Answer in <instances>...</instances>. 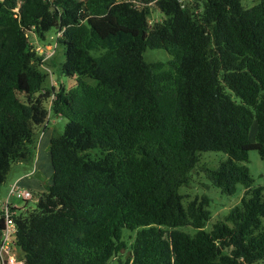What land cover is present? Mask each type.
Masks as SVG:
<instances>
[{
	"label": "trees",
	"instance_id": "1",
	"mask_svg": "<svg viewBox=\"0 0 264 264\" xmlns=\"http://www.w3.org/2000/svg\"><path fill=\"white\" fill-rule=\"evenodd\" d=\"M51 29L70 89L44 87L27 36ZM49 116L67 121L49 140L51 182L33 210H12L23 264H108L124 230L136 234L120 264H264V189L244 165L264 160V0H0V188L33 162ZM205 151L227 156L202 170L212 186L245 189L209 232V200L184 207L178 192Z\"/></svg>",
	"mask_w": 264,
	"mask_h": 264
},
{
	"label": "rangeland",
	"instance_id": "2",
	"mask_svg": "<svg viewBox=\"0 0 264 264\" xmlns=\"http://www.w3.org/2000/svg\"><path fill=\"white\" fill-rule=\"evenodd\" d=\"M240 1L244 8H250L256 4V0ZM160 17L161 15L154 9V7H151L149 18L152 20V22L153 20L155 21L156 19H160ZM105 19L108 21L107 18ZM27 36L30 44L35 48L39 47L38 49L44 50L50 47L48 49L49 53L53 51L51 59H47L42 63L44 66L42 68V72L47 74L44 87L47 90H51L52 87L58 88L60 86H63L66 89L74 87L75 80L63 76L59 71L60 64L63 62L64 58L63 49L61 46L56 45L57 30L51 29L44 35V38L38 37L33 31L28 32ZM143 57L147 63H161L163 65L160 70H154L155 72L170 70L169 61L172 60V56L162 49H147L144 52ZM86 81L93 82V80L89 78H86ZM66 123L67 121L65 119H55L52 116H49V132H40L35 144L33 163H21L20 165L13 164L7 175L6 182L0 188V200H3L8 191V186L14 181V179L22 176L26 178L27 186H25L24 189L31 194V199L16 202H19L21 209H25L26 211H31L35 208L36 196L38 193H40V191H45L46 186L51 182L50 177L52 171L49 158V140L52 135L61 134ZM255 132L256 126L253 125L250 130L251 141L254 139ZM198 156L199 162L195 169L190 172L189 183L180 187L178 192L182 196V203L184 207L195 198L200 200L203 196H205L209 200V206L207 209L210 212V218L203 227L204 231L209 232L211 231L213 224H215L217 221H223L224 217L232 208L240 205L245 189L242 185L238 184L234 194L226 195L221 193L219 189L212 186L206 179L202 170L204 168L211 170L217 169L219 164L227 159L225 154L221 152L205 151L200 152ZM36 162L39 175L32 176L30 171L35 170ZM244 165L248 168L249 175L253 180L252 186L262 187L264 189V160H261L258 152L250 151L248 153V160L246 163H244ZM17 182L19 183V181ZM20 211V209L17 210L18 213ZM261 222L264 225V218L261 219ZM180 230L189 233L190 235H193L195 232V230H193L191 227H183L180 228ZM135 234V231L131 232L124 230L122 232V238L126 245V249H123L120 253L116 254L108 264H120L118 260H120L122 263L125 262ZM13 253L16 260L23 259V254L19 248H15Z\"/></svg>",
	"mask_w": 264,
	"mask_h": 264
},
{
	"label": "built area",
	"instance_id": "3",
	"mask_svg": "<svg viewBox=\"0 0 264 264\" xmlns=\"http://www.w3.org/2000/svg\"><path fill=\"white\" fill-rule=\"evenodd\" d=\"M127 0H117L118 3L125 2ZM61 33H58L57 37ZM36 48L39 55L43 56L44 59L52 57L53 51L49 53L48 49L44 50ZM55 48V47H54ZM31 199V194L22 188L16 181L9 187V192L7 199L2 203V212L4 218V230L2 232L1 242H0V264H23V260H16L14 256L15 237H16V225L12 219L14 212L13 208H16L11 202L16 201H26Z\"/></svg>",
	"mask_w": 264,
	"mask_h": 264
},
{
	"label": "crops",
	"instance_id": "4",
	"mask_svg": "<svg viewBox=\"0 0 264 264\" xmlns=\"http://www.w3.org/2000/svg\"><path fill=\"white\" fill-rule=\"evenodd\" d=\"M42 132H49V129L46 128L45 130L43 129ZM33 163V162H32ZM21 163H18V165H20ZM35 171V172H34ZM34 171H30L32 176H35L34 173L38 172V167H37V162H36V166H35V170ZM34 172V173H33ZM25 175V174H24ZM23 175V176H24ZM16 181H19V184L25 188V186H27V183H26V178L25 177H22V176H19L17 178L14 179V181L8 186V191L5 195V197L3 198V200H0V209L2 210V203L7 199V195H8V192H9V187ZM44 191H40V193H42ZM17 209H21V206L19 205L20 203L19 202H16V200H14L13 202H11ZM19 205V206H18ZM23 211H25V209H23Z\"/></svg>",
	"mask_w": 264,
	"mask_h": 264
},
{
	"label": "water",
	"instance_id": "5",
	"mask_svg": "<svg viewBox=\"0 0 264 264\" xmlns=\"http://www.w3.org/2000/svg\"><path fill=\"white\" fill-rule=\"evenodd\" d=\"M53 9V8H52Z\"/></svg>",
	"mask_w": 264,
	"mask_h": 264
}]
</instances>
